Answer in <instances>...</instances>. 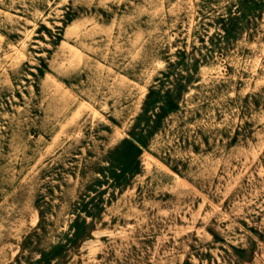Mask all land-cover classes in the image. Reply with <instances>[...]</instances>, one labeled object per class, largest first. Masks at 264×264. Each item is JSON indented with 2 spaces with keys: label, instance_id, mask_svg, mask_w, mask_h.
I'll return each instance as SVG.
<instances>
[{
  "label": "rangeland",
  "instance_id": "1",
  "mask_svg": "<svg viewBox=\"0 0 264 264\" xmlns=\"http://www.w3.org/2000/svg\"><path fill=\"white\" fill-rule=\"evenodd\" d=\"M0 264H264V0H0Z\"/></svg>",
  "mask_w": 264,
  "mask_h": 264
}]
</instances>
